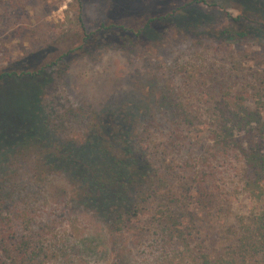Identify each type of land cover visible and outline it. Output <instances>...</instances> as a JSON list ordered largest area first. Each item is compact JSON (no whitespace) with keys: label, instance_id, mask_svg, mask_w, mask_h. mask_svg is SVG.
I'll use <instances>...</instances> for the list:
<instances>
[{"label":"trees","instance_id":"16d2710c","mask_svg":"<svg viewBox=\"0 0 264 264\" xmlns=\"http://www.w3.org/2000/svg\"><path fill=\"white\" fill-rule=\"evenodd\" d=\"M201 1L152 0V13L141 23L109 18L92 32L84 30L78 16L81 37H55L0 66V83L25 78L30 85L20 127L0 131V166L22 161L30 170L26 180L0 169V264L63 260V239L73 236L78 215L60 226L59 218L49 217L52 208L28 202L37 193L28 188L37 189L52 174L70 187V192L59 189V199L70 195L85 209L83 215L96 217L110 232L120 231L155 200L148 230L150 264H264V69L247 66L233 74V66H214L202 52L213 45L217 61L230 43L247 38L264 43V0H227L237 12H224L221 26L210 25L207 14L196 11ZM209 6L213 13L222 10ZM10 12L3 2L0 38L10 28ZM170 27L184 30L200 45L192 61L184 63L189 68L180 82L156 69L147 77L152 93L107 104L91 116L78 139L59 136L42 100L50 80L47 66L85 47L95 32L127 51L133 37L153 41ZM218 167L228 170L232 187L251 203L211 237L206 216L213 208L214 219L224 215L227 200L215 191Z\"/></svg>","mask_w":264,"mask_h":264},{"label":"rangeland","instance_id":"374dc122","mask_svg":"<svg viewBox=\"0 0 264 264\" xmlns=\"http://www.w3.org/2000/svg\"><path fill=\"white\" fill-rule=\"evenodd\" d=\"M121 1L81 0L79 6L77 0H0V14L3 2L10 5L12 12L10 19H6L10 28L0 38V66L16 61L26 53H33L55 37L63 36L68 41L75 36L81 37L78 16L84 30L92 32L98 24L106 23L109 18L136 25L152 13V0H131L126 5H120ZM209 4H213L215 10V7L222 10L213 13ZM230 4L227 0H202L195 9L207 14L206 20H209L210 25L221 26L227 19L224 12L231 15L237 12ZM200 29L202 27L195 31ZM110 38H107V34L95 32L85 47L69 53L57 65L45 68L50 80L42 100L48 118L55 122L54 126L61 132L59 136L78 139L84 127L90 125L91 116L107 104H118L126 99L137 98L140 94L145 95L146 92L152 93V84L147 77L156 69L171 82H180L186 74L185 70L189 68L184 63L192 61V54L200 50L193 36L173 27L164 29L153 41L133 37L127 51L119 49L116 41L109 42ZM211 47L213 45L202 48L206 59L212 60L214 66L224 70L233 66L230 69L233 74L235 68L247 66L264 69L262 41L247 38L230 43L224 46V53L221 50L223 56H217V61L214 60ZM29 86L25 78L0 83V131L20 127L21 120L26 116ZM154 93L157 94V91ZM27 167L20 161L14 167L1 165L0 169L7 171L10 177L23 174L24 179L28 180L30 170ZM227 172L218 167V175L213 180L215 191L227 200L222 207L224 215L214 219L213 208L211 214L206 216L211 237L217 234L225 222H231L234 216L245 212L251 203L232 187ZM33 186L28 188L29 193L37 190L36 196L30 201L25 197L29 205L45 207L46 210L52 208L49 217L56 220L59 218L57 224L60 226L65 227L72 222V214L78 215L74 220L76 227L73 236L68 239L65 236L63 239L64 244L59 252L63 260L50 259L47 264H150L153 260L152 240L148 230L155 200L149 203L147 210L139 217L126 222L120 231L110 232L96 217L83 215L85 209L71 202L70 195L65 194L59 199V189L65 188L67 191L68 188L70 192L62 176L52 174L48 181L40 182L37 189ZM81 226L85 229H81ZM78 231L79 235L76 236ZM66 259L69 262L65 263Z\"/></svg>","mask_w":264,"mask_h":264}]
</instances>
